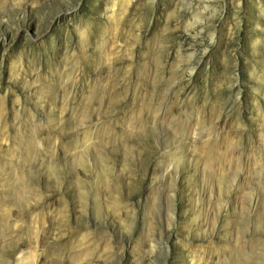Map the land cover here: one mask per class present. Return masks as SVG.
Segmentation results:
<instances>
[{"label": "rangeland", "instance_id": "374dc122", "mask_svg": "<svg viewBox=\"0 0 264 264\" xmlns=\"http://www.w3.org/2000/svg\"><path fill=\"white\" fill-rule=\"evenodd\" d=\"M0 264H264V0H0Z\"/></svg>", "mask_w": 264, "mask_h": 264}, {"label": "bare ground", "instance_id": "6f19581e", "mask_svg": "<svg viewBox=\"0 0 264 264\" xmlns=\"http://www.w3.org/2000/svg\"><path fill=\"white\" fill-rule=\"evenodd\" d=\"M215 229V228H214ZM235 260V259H234Z\"/></svg>", "mask_w": 264, "mask_h": 264}]
</instances>
